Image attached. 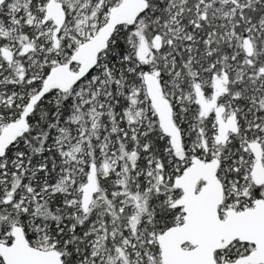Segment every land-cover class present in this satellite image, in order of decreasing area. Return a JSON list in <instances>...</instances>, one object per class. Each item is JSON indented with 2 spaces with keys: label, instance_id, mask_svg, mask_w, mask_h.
Wrapping results in <instances>:
<instances>
[{
  "label": "snow or ice",
  "instance_id": "snow-or-ice-1",
  "mask_svg": "<svg viewBox=\"0 0 264 264\" xmlns=\"http://www.w3.org/2000/svg\"><path fill=\"white\" fill-rule=\"evenodd\" d=\"M0 264H264V0H0Z\"/></svg>",
  "mask_w": 264,
  "mask_h": 264
}]
</instances>
